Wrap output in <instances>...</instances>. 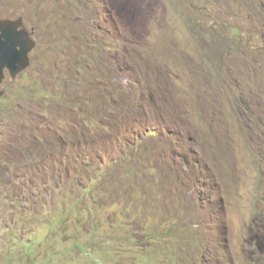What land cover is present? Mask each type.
<instances>
[{
  "label": "rangeland",
  "instance_id": "374dc122",
  "mask_svg": "<svg viewBox=\"0 0 264 264\" xmlns=\"http://www.w3.org/2000/svg\"><path fill=\"white\" fill-rule=\"evenodd\" d=\"M20 17L0 264H264V0H0Z\"/></svg>",
  "mask_w": 264,
  "mask_h": 264
},
{
  "label": "water",
  "instance_id": "95a60500",
  "mask_svg": "<svg viewBox=\"0 0 264 264\" xmlns=\"http://www.w3.org/2000/svg\"><path fill=\"white\" fill-rule=\"evenodd\" d=\"M35 47L22 18H0V83L7 71L11 77L28 67L29 53ZM3 90L0 89V97Z\"/></svg>",
  "mask_w": 264,
  "mask_h": 264
}]
</instances>
